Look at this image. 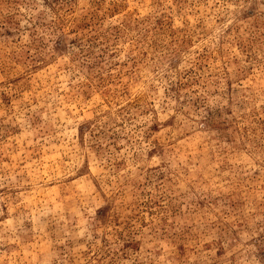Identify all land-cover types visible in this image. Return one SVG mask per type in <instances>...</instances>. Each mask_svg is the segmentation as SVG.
I'll return each instance as SVG.
<instances>
[{
  "label": "rangeland",
  "instance_id": "1",
  "mask_svg": "<svg viewBox=\"0 0 264 264\" xmlns=\"http://www.w3.org/2000/svg\"><path fill=\"white\" fill-rule=\"evenodd\" d=\"M0 264H264V0H0Z\"/></svg>",
  "mask_w": 264,
  "mask_h": 264
}]
</instances>
